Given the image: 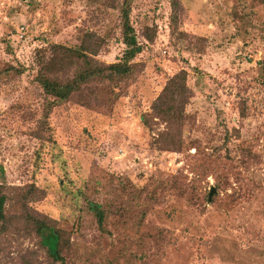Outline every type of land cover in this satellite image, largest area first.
Wrapping results in <instances>:
<instances>
[{"label": "rangeland", "instance_id": "obj_1", "mask_svg": "<svg viewBox=\"0 0 264 264\" xmlns=\"http://www.w3.org/2000/svg\"><path fill=\"white\" fill-rule=\"evenodd\" d=\"M122 4L0 0V264H264V0H130L126 74Z\"/></svg>", "mask_w": 264, "mask_h": 264}, {"label": "trees", "instance_id": "obj_2", "mask_svg": "<svg viewBox=\"0 0 264 264\" xmlns=\"http://www.w3.org/2000/svg\"><path fill=\"white\" fill-rule=\"evenodd\" d=\"M129 2L130 0H123L121 7V31H122V41L126 45L124 51V63H115L111 64L116 71L126 74L128 72V60H131L137 53L141 51V44L136 39L134 29L129 21ZM83 49V47H81ZM82 51V50H81ZM40 83L42 89L46 94H49L53 97L52 103H60L68 98L70 92L75 88V85L70 83L62 84L56 80H50L45 78H40ZM186 90L185 85V76L183 72L177 73L168 79L164 91H168L169 94L175 95L176 92H179L180 95H184ZM161 98V97H160ZM158 98V100L160 99ZM173 101H176L175 97H172ZM166 114L173 111V106H168L166 109ZM6 197L3 194H0V233L3 232L9 225V219L6 216L4 206H5ZM97 210L98 221H102L103 214L101 213L99 207H95ZM26 222L29 225L33 226V229L36 235L39 237V242L46 249L47 255L49 258L54 261H60L63 263V255L61 252L68 248L69 244L65 238V232L58 227H55L51 224L49 219L45 217H35L26 213Z\"/></svg>", "mask_w": 264, "mask_h": 264}, {"label": "water", "instance_id": "obj_3", "mask_svg": "<svg viewBox=\"0 0 264 264\" xmlns=\"http://www.w3.org/2000/svg\"><path fill=\"white\" fill-rule=\"evenodd\" d=\"M213 191H214V189L211 188L210 191H209V193H208V198H210V196H211V194L213 193Z\"/></svg>", "mask_w": 264, "mask_h": 264}]
</instances>
